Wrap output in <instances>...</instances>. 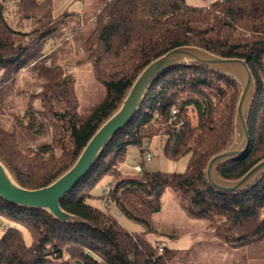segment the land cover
<instances>
[{"label": "trees", "instance_id": "obj_1", "mask_svg": "<svg viewBox=\"0 0 264 264\" xmlns=\"http://www.w3.org/2000/svg\"><path fill=\"white\" fill-rule=\"evenodd\" d=\"M99 2L95 26L84 37L85 21L77 13L54 17L52 0H0V117H6L14 93L37 90L30 93L23 115H7L10 129L0 123V160L22 187L41 189L67 172L120 108L141 72L184 46L245 60L256 83L247 119L249 149L243 158L221 166L219 176L239 180L264 159V0H215L207 6L190 5L188 0ZM10 3L16 4V25L10 20ZM28 22L33 27L24 30ZM68 31L76 41H84V63L91 64L103 90L102 101L85 115L79 112L76 83L65 72L71 60L60 63L63 48L53 47L58 41L66 43ZM24 73L34 82H25L26 89L16 92ZM240 93L234 78L200 64L166 71L152 82L133 120L62 200V209L81 222L63 223L48 212L0 197V219L9 223L0 238V264H171L179 251L147 237L155 230L154 217L168 189L181 198L189 216L205 220L227 247L260 249L264 260V173L238 193L216 190L205 174L209 160L232 145ZM36 101L40 108L34 106ZM39 136H50V141L35 145ZM156 137L165 138V158L188 157L186 172H148L142 163L138 176L125 177L119 167L128 149L135 146L145 154L144 141ZM103 180L111 184L108 203L142 225L143 232L127 231L110 209L91 203L105 199L95 194ZM19 227L30 233V246Z\"/></svg>", "mask_w": 264, "mask_h": 264}, {"label": "rangeland", "instance_id": "obj_2", "mask_svg": "<svg viewBox=\"0 0 264 264\" xmlns=\"http://www.w3.org/2000/svg\"><path fill=\"white\" fill-rule=\"evenodd\" d=\"M215 0H188V4L195 6H207ZM52 10L54 17H60L66 13H77L80 16V21L85 22L81 24V32L86 37L94 28L95 21L93 17L98 13L101 4L99 0H52ZM9 13L11 22L16 25V20L13 15L16 12V4L10 3ZM24 25V27H23ZM19 26L24 30H31L33 24L31 22L23 23ZM67 32V41L63 45L60 41L53 45L55 49L63 48L58 54L60 63L70 59L71 64L66 67V74L68 77L74 79L76 83L77 95L80 102L79 112L86 114L88 110L100 103L103 99L102 86L96 82L93 76L92 67L89 63H84V41L76 39L73 35L70 36ZM67 44V45H66ZM57 47V48H56ZM66 56V59L64 58ZM69 60V62H70ZM50 63V62H49ZM1 76V73H0ZM25 82L33 83V77L30 73H24L19 85L20 90L26 89ZM240 86L241 85L237 81ZM28 88V87H27ZM27 89V95L14 93L7 105V115L13 113L15 115H23L26 111L30 100V93L37 90ZM36 108H40V102L34 103ZM0 117V123L10 129V117ZM192 123L197 122L195 112H190ZM35 141V145L46 143L50 141V136H39ZM160 138V139H159ZM235 139V135H234ZM233 139V141H234ZM160 140H165L164 137L153 138L151 142L144 141L143 150L148 152L151 150L154 154L151 163H146L141 149L138 147H130L127 151V156L122 169L125 177H136L139 174L129 170L134 168L137 163H144L148 172H166V173H185L188 167V157L173 161L160 155H155V150H161ZM233 143V142H232ZM121 170V166L119 167ZM133 170V169H132ZM15 178V177H14ZM108 180H103L95 190L97 197L103 196V191L108 184ZM94 206L99 208L110 209L111 213L117 218L119 223L129 232L140 233L144 231L142 225L129 220L122 213H120L114 206L109 203L105 204L102 199H97L91 202ZM155 230L147 235L148 239L156 244L165 242L170 249L179 251L177 257L171 264H264L262 258V250H244L231 249L222 243L214 234L213 230L208 228L205 220L195 219L188 215L184 208V202L171 189H168L162 198V208L154 217ZM9 223L0 219V238L4 230L7 229ZM23 233L24 240L28 246L32 244L30 233L19 227Z\"/></svg>", "mask_w": 264, "mask_h": 264}, {"label": "water", "instance_id": "obj_3", "mask_svg": "<svg viewBox=\"0 0 264 264\" xmlns=\"http://www.w3.org/2000/svg\"><path fill=\"white\" fill-rule=\"evenodd\" d=\"M200 64L234 78L241 85L235 115V139L224 152L212 157L205 174L209 185L220 192L238 193L249 187L264 173V159L236 181L222 179L218 170L243 158L250 146L247 119L256 95V83L245 60L227 59L191 46L176 48L149 64L138 76L120 108L97 130L83 149L75 164L57 180L41 189L22 187L0 160V197L15 206L48 212L63 223L81 222V218L65 212L62 200L92 169L109 141L136 116L152 82L166 71L182 64Z\"/></svg>", "mask_w": 264, "mask_h": 264}, {"label": "built area", "instance_id": "obj_4", "mask_svg": "<svg viewBox=\"0 0 264 264\" xmlns=\"http://www.w3.org/2000/svg\"><path fill=\"white\" fill-rule=\"evenodd\" d=\"M172 115L176 116L177 115V110H173ZM153 157H154L153 152H148V153L145 154L144 159H145L146 163H151ZM141 171H142V164H138V165L134 166V168H133V172L134 173L140 174ZM110 190H111V184L108 183L106 185L104 191H103V195L105 196V199H103V201L105 202V204L108 203L107 196L109 195ZM163 248H164V244L160 245L159 246V251H162Z\"/></svg>", "mask_w": 264, "mask_h": 264}, {"label": "crops", "instance_id": "obj_5", "mask_svg": "<svg viewBox=\"0 0 264 264\" xmlns=\"http://www.w3.org/2000/svg\"><path fill=\"white\" fill-rule=\"evenodd\" d=\"M155 139H156V138H155ZM159 139H160V138H159ZM160 143L163 144L164 141H163V143H162V140H160ZM161 147H162L161 150H155V152H154L155 155H156V153H158L157 155H160L161 153L164 155V153H163V146L161 145ZM148 152H152V151L149 150ZM148 152H146V153H148ZM123 164H124V163H123ZM123 164H122V165H123ZM138 164H141V163H137V164H135L134 166H136V165H138ZM122 165H121V172L124 173L123 171H127L128 169H125V170H124V168L122 169ZM132 169H133V168H132ZM132 169H129V170L133 171ZM166 245H167V244H166Z\"/></svg>", "mask_w": 264, "mask_h": 264}]
</instances>
